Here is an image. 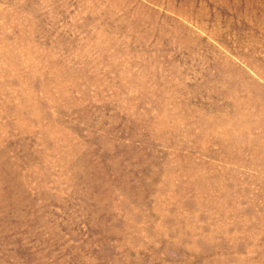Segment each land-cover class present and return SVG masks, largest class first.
Listing matches in <instances>:
<instances>
[{"label": "rangeland", "instance_id": "obj_1", "mask_svg": "<svg viewBox=\"0 0 264 264\" xmlns=\"http://www.w3.org/2000/svg\"><path fill=\"white\" fill-rule=\"evenodd\" d=\"M0 264H264V0H0Z\"/></svg>", "mask_w": 264, "mask_h": 264}]
</instances>
